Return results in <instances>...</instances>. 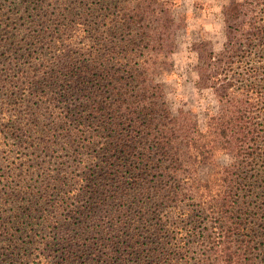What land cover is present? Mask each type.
Segmentation results:
<instances>
[{
    "label": "trees",
    "instance_id": "trees-1",
    "mask_svg": "<svg viewBox=\"0 0 264 264\" xmlns=\"http://www.w3.org/2000/svg\"><path fill=\"white\" fill-rule=\"evenodd\" d=\"M173 7L0 0V136L63 150L0 180V264H264V0H228L221 48L193 47L201 124L155 79Z\"/></svg>",
    "mask_w": 264,
    "mask_h": 264
},
{
    "label": "rangeland",
    "instance_id": "rangeland-1",
    "mask_svg": "<svg viewBox=\"0 0 264 264\" xmlns=\"http://www.w3.org/2000/svg\"><path fill=\"white\" fill-rule=\"evenodd\" d=\"M171 1L173 2L174 12L184 15L185 24L183 27L177 28L174 33L175 47L171 54V69L164 74L155 75V79L163 84L164 98L171 113L175 114L179 108L192 109L196 114L198 123L201 124L205 109L214 107V98L209 90L198 89L194 86V80L196 79L194 66L197 63V54L193 47H195L197 42L205 39L209 42L212 50L218 51L221 48V44L225 39L221 7L228 0ZM50 28L53 29L54 25L51 24ZM11 108L20 110L19 103L16 101V104ZM1 116H4V114ZM2 121L5 120L3 119ZM1 135L0 180L7 178L8 181H11V179L16 178L13 174H18L25 169L36 170V167L40 166L44 161L49 165L54 160V157L63 153V150L61 151L60 149V143L56 144L57 140L53 142L48 150H43V145L34 141L28 140L22 143L19 141L18 136L13 138L9 133ZM22 140L24 139L22 138ZM63 160L67 164L75 162L73 159H67V157H64ZM228 160L227 155H219L217 157V161L223 164L227 163ZM211 170L210 165L197 167L198 175L204 179L212 178ZM26 180L28 183H33L34 175L32 174V177L27 176ZM21 238L24 240L28 239L23 235ZM0 246H2L1 243ZM31 250L32 247L29 248V251ZM192 255L194 253H190V256ZM33 259V251H31L29 257L24 259L15 257L12 263L33 264Z\"/></svg>",
    "mask_w": 264,
    "mask_h": 264
}]
</instances>
